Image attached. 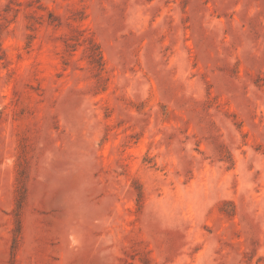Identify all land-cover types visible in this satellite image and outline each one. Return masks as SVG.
Segmentation results:
<instances>
[{
	"label": "rangeland",
	"instance_id": "rangeland-1",
	"mask_svg": "<svg viewBox=\"0 0 264 264\" xmlns=\"http://www.w3.org/2000/svg\"><path fill=\"white\" fill-rule=\"evenodd\" d=\"M0 264H264V0H0Z\"/></svg>",
	"mask_w": 264,
	"mask_h": 264
}]
</instances>
